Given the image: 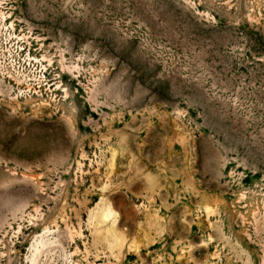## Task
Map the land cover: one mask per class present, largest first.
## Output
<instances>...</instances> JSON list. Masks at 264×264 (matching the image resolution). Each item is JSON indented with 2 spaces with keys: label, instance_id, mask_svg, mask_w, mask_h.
I'll use <instances>...</instances> for the list:
<instances>
[{
  "label": "rangeland",
  "instance_id": "rangeland-1",
  "mask_svg": "<svg viewBox=\"0 0 264 264\" xmlns=\"http://www.w3.org/2000/svg\"><path fill=\"white\" fill-rule=\"evenodd\" d=\"M0 264H264V0H0Z\"/></svg>",
  "mask_w": 264,
  "mask_h": 264
}]
</instances>
